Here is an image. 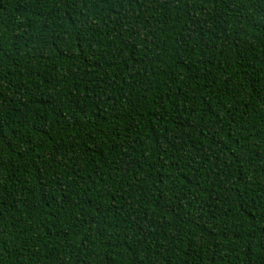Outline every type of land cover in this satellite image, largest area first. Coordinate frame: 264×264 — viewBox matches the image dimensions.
I'll list each match as a JSON object with an SVG mask.
<instances>
[{
    "label": "trees",
    "instance_id": "trees-1",
    "mask_svg": "<svg viewBox=\"0 0 264 264\" xmlns=\"http://www.w3.org/2000/svg\"><path fill=\"white\" fill-rule=\"evenodd\" d=\"M0 264H264V0H0Z\"/></svg>",
    "mask_w": 264,
    "mask_h": 264
}]
</instances>
